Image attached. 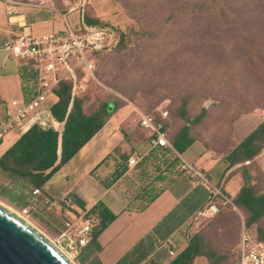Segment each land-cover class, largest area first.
Here are the masks:
<instances>
[{
  "label": "crops",
  "instance_id": "1",
  "mask_svg": "<svg viewBox=\"0 0 264 264\" xmlns=\"http://www.w3.org/2000/svg\"><path fill=\"white\" fill-rule=\"evenodd\" d=\"M13 1L16 5L10 10L9 2L0 0V123L6 119L11 101L30 100L29 89L37 82L33 68L5 51L4 44L22 33L39 36L64 32L67 22L63 14L74 26L80 18L78 10L67 13L51 4ZM98 1H88L84 13L88 9L89 15L101 18L110 2ZM56 100L51 90L37 108L4 132L0 138V158L34 123V117L62 129V123L53 122L49 114ZM139 113L143 112L125 101L42 189L31 191L19 184V189L14 190L15 183L6 180L0 171V189L5 186L11 190L7 197H0L9 203L8 196L13 200L20 198L27 205L44 198L55 205L68 201L77 217L98 203L111 216L97 238L100 264H168L174 258L170 251L177 255L185 248V228L205 208L209 198L208 186L195 172L226 194H233L242 178L233 171L237 165L230 167L223 153L200 139L181 153L171 146L153 144L155 136L140 126ZM262 119L256 112L237 117L232 125V139L241 141ZM129 158L135 162L129 163ZM181 159L193 170L181 169ZM54 183L59 189L56 197L47 188ZM35 189L39 194H33ZM76 200L83 202L84 207L78 206Z\"/></svg>",
  "mask_w": 264,
  "mask_h": 264
},
{
  "label": "rangeland",
  "instance_id": "2",
  "mask_svg": "<svg viewBox=\"0 0 264 264\" xmlns=\"http://www.w3.org/2000/svg\"><path fill=\"white\" fill-rule=\"evenodd\" d=\"M19 1L51 4L66 11L79 0ZM108 1L111 5L103 9L99 24L124 28L137 23L139 34L134 35L126 49L114 48L104 52L103 58L95 61L94 70L77 82L78 91H89L91 95L88 110L108 94H114L143 113L155 116L169 132L182 124L175 114L179 106L177 95L192 93L197 98H193L188 113L194 116L201 107L207 110L203 121L194 126L192 132L221 153L230 147L228 141L236 116L256 112L264 118V58L256 52L257 45L264 48V2L237 19L183 15L162 27L161 22L169 6L183 0ZM174 23L177 29L173 33L167 28ZM144 31L152 35L143 34ZM215 100L219 103L215 104ZM162 112H166V116H162ZM252 170L259 175L260 185H263L264 148L256 156ZM53 180L57 182V177ZM47 188L50 195L56 197L58 185L54 183ZM0 200L14 207L52 241L56 240L66 222H73L77 231H82L87 225V233L90 234L92 222L84 215L77 217L73 204L68 201L56 202L54 207L48 208L43 199L24 207H16L1 197ZM232 212L235 214L231 219L232 225L225 226L215 223L214 215L206 216V212L197 214L186 226L185 235L204 233L228 253L232 264H236L235 248L244 221L243 213L234 205ZM234 225L239 226L238 232ZM244 228L250 235H256L255 225ZM68 255L75 264H80L77 255ZM196 264H205V260L199 259Z\"/></svg>",
  "mask_w": 264,
  "mask_h": 264
},
{
  "label": "trees",
  "instance_id": "3",
  "mask_svg": "<svg viewBox=\"0 0 264 264\" xmlns=\"http://www.w3.org/2000/svg\"><path fill=\"white\" fill-rule=\"evenodd\" d=\"M263 2L264 0H183L169 6L161 26L173 23L175 17L183 15L237 19L246 11ZM89 14L84 13L86 23L100 25L99 19ZM176 29V23L167 28L173 33ZM169 31L168 33H170ZM117 33L119 41L114 48L126 49L133 41L134 35L139 34L138 24H128L124 28H117ZM143 34L152 35L149 31H144ZM257 48V54L263 59L264 48L258 45ZM104 52L107 51H89L88 57L95 64L96 60L103 58ZM74 73L75 79L71 76L61 78L52 89L57 100L51 105L49 114L53 122L63 123L62 129L58 130L52 124L43 125L35 122L0 158V171L6 180L15 183L14 190L19 189V184L31 191L32 188L42 189L44 184L103 127L108 118L125 104V101L120 100L114 94H108L92 110H88L87 105L91 97L89 91L82 92L75 88L77 82L86 73L79 67L75 69ZM113 90L117 89L113 88ZM29 92L32 97L34 89H29ZM194 97L197 98L196 95L187 92L177 95L179 106L175 114L182 124L173 131L166 132L165 124L157 121L152 114L144 113L151 116L156 126L165 132L169 145L177 153H181L198 139L192 129L203 121L207 113L203 107L194 116L188 113V107L194 101ZM216 103L219 102L215 100ZM240 115L236 116L234 120ZM228 143H230V147L223 151V158L228 161L230 167L237 165L233 171L240 174L242 183L233 194H226L222 190L230 203L218 205L219 210L213 216V221L222 226L232 225L231 219L235 215L232 212V205H234L243 213L244 226L247 228L255 225V238L262 240L264 239V184L260 185L259 175L253 172L252 168L256 156L264 148V118L239 142L234 141L232 133H230ZM10 191L8 187L3 186L0 189V195L7 197L10 195ZM8 198L16 207L27 205L21 202L20 198L17 200H13L9 196ZM76 203L78 206L84 207L83 202L76 200ZM224 208L227 209L222 210ZM84 216L90 219L92 225L90 226V238L81 248L78 262L80 264H100L98 254L101 247L97 238L110 221L111 216L98 203L87 210ZM233 228L236 232L239 231V226L234 225ZM186 237L185 248L168 264H196L199 259H204L205 264H232L228 253L204 233L195 232ZM235 261L237 264L236 255Z\"/></svg>",
  "mask_w": 264,
  "mask_h": 264
},
{
  "label": "built area",
  "instance_id": "4",
  "mask_svg": "<svg viewBox=\"0 0 264 264\" xmlns=\"http://www.w3.org/2000/svg\"><path fill=\"white\" fill-rule=\"evenodd\" d=\"M7 1L10 4L9 9L13 10L16 2ZM86 2L87 0H79L66 10L67 13L79 11L80 18L75 26L68 22L66 14L62 15L67 22L64 32H51L39 36L22 33L4 44L3 49L5 51L12 54L24 66L33 68L37 82L33 85L34 93L28 102L15 100L10 102L6 110V119L0 123V138L13 123L22 120L37 108L61 78L71 76L75 79L74 71L78 67L85 73H91L94 63L86 55V52L109 51L118 44L119 38L115 25H90L84 22L83 15ZM61 68L63 72L60 71ZM162 116H166V112H162ZM33 119L34 123L52 124L42 121L39 117ZM139 124L147 128L151 135H155L152 140L153 144L170 146L165 132L156 126L151 116L139 113ZM128 162L134 163L135 159L129 158ZM180 167L183 170H193L192 166L183 159L180 161ZM195 173L201 177L209 189V198L204 211H200L198 214L206 212V216H213L218 212L219 204L225 205L230 201L222 193L219 186L210 183L199 172ZM33 194H39V190L35 189ZM43 200L48 208L55 206V202L47 198ZM73 225V222H66L54 243L67 254L78 256L81 248L88 242L90 235L87 233V225L82 231L75 230ZM235 249L237 264H264V239L257 240L255 236L246 232L244 226ZM170 255L175 257L176 253L170 251Z\"/></svg>",
  "mask_w": 264,
  "mask_h": 264
},
{
  "label": "water",
  "instance_id": "5",
  "mask_svg": "<svg viewBox=\"0 0 264 264\" xmlns=\"http://www.w3.org/2000/svg\"><path fill=\"white\" fill-rule=\"evenodd\" d=\"M0 264L71 263L31 225L0 206Z\"/></svg>",
  "mask_w": 264,
  "mask_h": 264
},
{
  "label": "bare ground",
  "instance_id": "6",
  "mask_svg": "<svg viewBox=\"0 0 264 264\" xmlns=\"http://www.w3.org/2000/svg\"><path fill=\"white\" fill-rule=\"evenodd\" d=\"M0 206L8 209L9 211H11L13 214H15L16 216H18L19 218H21L22 220H24L25 222H27L29 225H31L35 230H37L30 221H28L26 218H24L14 207L8 205L7 203H4L0 200ZM38 231V230H37ZM41 235H43L51 244H53L57 250H59V252H61V254L71 263V264H75V262L73 261V259L66 253L64 252L60 247L56 246L54 241H52L47 235L41 233L40 231H38Z\"/></svg>",
  "mask_w": 264,
  "mask_h": 264
}]
</instances>
